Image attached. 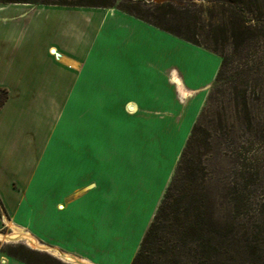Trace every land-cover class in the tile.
<instances>
[{"label":"crops","instance_id":"obj_1","mask_svg":"<svg viewBox=\"0 0 264 264\" xmlns=\"http://www.w3.org/2000/svg\"><path fill=\"white\" fill-rule=\"evenodd\" d=\"M215 54L116 7L0 2V232L19 230L62 261L131 264L220 67ZM119 176L141 198L127 223L113 220ZM7 249L0 264H31Z\"/></svg>","mask_w":264,"mask_h":264},{"label":"trees","instance_id":"obj_2","mask_svg":"<svg viewBox=\"0 0 264 264\" xmlns=\"http://www.w3.org/2000/svg\"><path fill=\"white\" fill-rule=\"evenodd\" d=\"M0 2L116 7L218 54L199 119L131 264L264 261V0ZM6 96L0 92V106ZM213 143L234 163L221 213L207 162ZM7 252L31 264H62L50 256L36 262L11 247Z\"/></svg>","mask_w":264,"mask_h":264},{"label":"rangeland","instance_id":"obj_3","mask_svg":"<svg viewBox=\"0 0 264 264\" xmlns=\"http://www.w3.org/2000/svg\"><path fill=\"white\" fill-rule=\"evenodd\" d=\"M178 1H181V0H178ZM193 57L195 58V53H193ZM217 57L219 58V63H220V57L219 56H217ZM201 61H202V64L204 65L203 67H207L206 65L212 66V63H213L210 56L209 57L204 56V59H201ZM219 63L216 65V71H217V69L219 67ZM197 64H198V66L201 65L199 63V61L197 62ZM208 72L205 73L204 79L207 78ZM213 80H214V77H213V79H212V81L210 83V87L206 91L207 94L210 91L211 84H212ZM199 116H200V114H199ZM199 116H198L197 120L199 119ZM134 159L136 161L135 163H136L137 168H134V169L131 168V170H130L131 174L128 172V170H127V173H126L127 176L131 175V177H132L131 178V182L133 184H135L137 182H140V180H139L140 179V175L138 174V172L136 170L142 169V166H143V163L139 162L137 160L136 155H135ZM207 162L209 164L208 167H209V171H210V174H211V191L216 194L215 198L217 199V202H216V205H215V209H217V210L221 209V211H220V213H221V212L224 211L223 210L224 209V205L222 206L219 203L221 201V196L220 195L222 194V192H224L223 188L229 182V180L231 178V172L233 170L234 163L231 160V157L229 156V154L226 153L225 148L223 147V145L219 146L217 143H213V147L211 149V153L207 157ZM123 168H127V166H123ZM118 179L121 182V183H119L120 184L119 187L121 189H123L124 188V184H125L124 183L125 179L124 178L122 179V176H119ZM115 192H117L116 193L117 195L116 196L114 195V196L117 197L116 199H118V202L115 203V200H114L113 209L115 208V206L118 205V210H113L112 211L113 215H115V217H113V220H114V218H115V220L117 218L119 221L125 220V223H127L128 221L132 220L133 217L135 216V214H133V210L134 209H132V207L135 205L136 201L138 202L139 199H141L140 195L135 190H134L133 195H132V193H130V195H128L127 192H125L124 189H123V191L117 190ZM131 201H133L134 204H132ZM124 212H125V214H124ZM223 214L225 215L226 213L224 212ZM105 217L106 216H104V218H103L104 222H105ZM125 229H127V226L125 227ZM7 231L4 230V232H6V233L0 232V240H1L0 241V246L3 249H7V248H10V247L15 248L17 252L23 253V254L33 258V260L36 261V262L42 261L43 260V256H50V258H52V259H54V260H56V261H58V262H60L62 264H88L86 262H82V260H80L79 258H77V257H75L73 255H68L67 254L65 256L64 254H62V255L59 254V256H62L64 260H69V261H62V259H59L58 257L54 258L53 255L51 256V255H47V254H44V253H41V252L40 253L39 252H35V251H33V247H31V246H40V245L38 243H36V241L33 240L30 236L24 234L25 236L12 238V234L13 233H7ZM22 237L26 238L28 242L27 243H23L22 241H19V243H14L13 242L14 240L17 241V240L21 239ZM4 241H7V242L5 243ZM28 244H30L31 246L28 245ZM111 244H112V242H111ZM69 256L72 257L73 259L69 258ZM250 260H251L250 257L247 256V257H244L242 259L237 260L236 262H234V264H264V261L251 262Z\"/></svg>","mask_w":264,"mask_h":264},{"label":"bare ground","instance_id":"obj_4","mask_svg":"<svg viewBox=\"0 0 264 264\" xmlns=\"http://www.w3.org/2000/svg\"><path fill=\"white\" fill-rule=\"evenodd\" d=\"M21 236H25L24 233H22L19 230H15L12 234V238H16V237H21ZM44 247V246H43ZM69 258L73 259L72 257L69 256ZM82 262H86V261H82ZM87 263V262H86Z\"/></svg>","mask_w":264,"mask_h":264},{"label":"water","instance_id":"obj_5","mask_svg":"<svg viewBox=\"0 0 264 264\" xmlns=\"http://www.w3.org/2000/svg\"><path fill=\"white\" fill-rule=\"evenodd\" d=\"M147 2H162L164 0H146Z\"/></svg>","mask_w":264,"mask_h":264}]
</instances>
